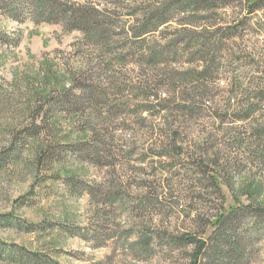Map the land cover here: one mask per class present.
<instances>
[{
	"label": "rangeland",
	"instance_id": "374dc122",
	"mask_svg": "<svg viewBox=\"0 0 264 264\" xmlns=\"http://www.w3.org/2000/svg\"><path fill=\"white\" fill-rule=\"evenodd\" d=\"M56 1L103 35L0 0V264H264V0Z\"/></svg>",
	"mask_w": 264,
	"mask_h": 264
},
{
	"label": "trees",
	"instance_id": "16d2710c",
	"mask_svg": "<svg viewBox=\"0 0 264 264\" xmlns=\"http://www.w3.org/2000/svg\"><path fill=\"white\" fill-rule=\"evenodd\" d=\"M196 1V0H194ZM202 1V0H199ZM214 0H204L202 1L203 4H206V7H210L211 6V2ZM249 5H253L255 2L259 1V0H247ZM58 1L56 0H38V3L36 5V12L38 13L37 18L41 19V17H45L44 20L46 21H51V22H62L65 26H71L72 28H79V29H83L85 30V32H89V34H92L94 36H96L95 33H97V35L101 36L103 35L104 29L100 28L101 27V23L103 22L102 20H98L96 19V14L94 16H87V15H79L76 10H74L73 7L68 6L67 8L64 6H60L58 3H56ZM198 4L199 3H195ZM95 12H98L97 10H94ZM45 15V16H44ZM163 18L161 20H159V24L163 23ZM162 21V22H161ZM149 26V23H148ZM146 26V27H148ZM158 28H139L136 32H133V35L135 36V38H139L142 35H144L145 33L149 32V31H155ZM186 29V28H184ZM194 31H196V34H201L203 32H210L209 29L206 28H196L194 29ZM144 40V39H142ZM205 40V39H204ZM204 40L200 41L199 43L200 46L204 45ZM205 64L203 66H201V68L198 70H194L195 73V78H194V84L193 87H198L199 85L202 84V82L204 81V79H207V75L209 73L208 65H207V59H203L202 60ZM211 63V62H209ZM261 97L257 99H261L262 97H264V94H260ZM154 99H157V97H155ZM166 101V99H164ZM185 101V100H184ZM254 111L253 109L249 110V112ZM248 112V113H249ZM264 211V210H263ZM223 218V215L218 216L216 218H214V220L212 221V224L214 226L219 225L221 219ZM184 240H187L189 242L194 243L195 248L193 253L191 254V261L190 264H244V257H245V249L244 247L240 246L239 243H237L235 240L232 242L226 240L227 238H222L223 239V244L220 245V247H217L213 250V257L210 254V257H208V259L204 260V249H205V241L201 240V239H196L195 236H190V235H184L183 236ZM207 257V256H206ZM203 260V263H202ZM38 263L41 264L39 262V258H38ZM52 264H57L56 262H53Z\"/></svg>",
	"mask_w": 264,
	"mask_h": 264
}]
</instances>
